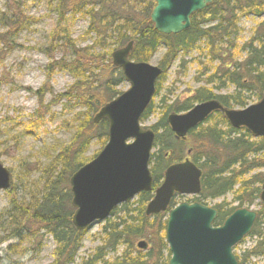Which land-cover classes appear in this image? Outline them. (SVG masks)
<instances>
[{
    "label": "trees",
    "instance_id": "obj_1",
    "mask_svg": "<svg viewBox=\"0 0 264 264\" xmlns=\"http://www.w3.org/2000/svg\"><path fill=\"white\" fill-rule=\"evenodd\" d=\"M53 1L59 19L49 33L45 48L51 60L48 68L64 70L74 81L64 92L54 93L44 85L35 93L40 105L50 93L53 95L51 104L64 99L83 110L75 115L77 124L69 143L57 146L49 161L38 167L37 180L32 187L29 175L34 169L28 163L22 165L23 176L12 172V185L7 190L9 204L0 214V264H25L19 255L29 249L41 250L45 235L52 236L56 243L50 264L75 261L86 229L78 230L72 222L75 209L71 202L70 177L96 155H88L93 141L104 146L108 140V121L102 119L95 123L94 115L122 92L120 86L125 76L113 65L112 52L130 41H134L130 58L135 61H150L164 49L158 64L163 72L156 83V94L166 70L175 62L179 68L186 67L185 58L192 52L198 53V64L203 65L199 73L206 76L205 85L184 97L163 101L164 115L150 127L156 134L150 161L153 189L112 211L103 222L101 244L83 264H169L168 211L147 215L145 208L161 184L166 168L182 161L188 150L202 169L201 192L188 201L207 204V200L233 193L238 202L236 207L226 201L215 204L218 211L215 225H221L243 205L262 207L250 233L261 239L245 254H236L239 264H253V256L264 255L260 224L264 209V202L260 201L264 173H253L264 167V138H255L245 127L233 128L225 115L216 111L191 129L185 140L177 139L166 117L170 112H184L196 103L213 98L230 108L233 104L245 107L264 98V0H213L204 9L193 12L190 26L176 34H164L155 29L151 20L155 0ZM20 8L9 10L10 15H0L6 28L0 36L4 41L14 43L17 34L33 20ZM78 15L88 18L81 38H90L89 43H78L73 37V22ZM241 16H251L257 21L250 38L239 45L244 30L240 25ZM57 50L65 52L66 57L55 58ZM203 57L207 58L205 63L201 62ZM230 88H233L232 93L215 92ZM153 103L154 100L142 121L152 112ZM37 113L39 115L40 111ZM15 177H19L22 189L17 186ZM180 197L183 195L176 194L170 207L178 204ZM140 239L148 242L147 250L138 248ZM120 246H124V250L115 260L108 261L107 252H117Z\"/></svg>",
    "mask_w": 264,
    "mask_h": 264
},
{
    "label": "water",
    "instance_id": "obj_2",
    "mask_svg": "<svg viewBox=\"0 0 264 264\" xmlns=\"http://www.w3.org/2000/svg\"><path fill=\"white\" fill-rule=\"evenodd\" d=\"M213 0H155L151 13L155 29L176 34L191 24L193 12ZM134 41L112 52L113 65L122 69L129 88L105 103L94 115V122L108 121V141L90 161L70 177L72 222L78 230L105 221L112 211L142 192L153 189L150 168L156 134L142 125L156 83L163 70L159 65L130 58ZM221 111L233 128L245 127L255 137L264 138V98L243 108L225 107L218 99L200 102L184 113L171 112L166 120L180 139L204 122L211 113ZM202 170L189 157L169 165L162 183L146 205L147 215L166 211L175 194L201 192ZM12 172L0 161V192L8 190ZM260 198L264 201V181ZM218 212L200 202L183 201L169 210L166 241L171 252L169 264H239L234 247L251 232L257 211L237 208L217 226ZM140 248H146L142 240Z\"/></svg>",
    "mask_w": 264,
    "mask_h": 264
},
{
    "label": "rangeland",
    "instance_id": "obj_3",
    "mask_svg": "<svg viewBox=\"0 0 264 264\" xmlns=\"http://www.w3.org/2000/svg\"><path fill=\"white\" fill-rule=\"evenodd\" d=\"M18 2L22 3L23 7ZM54 2L53 0H0V15L2 13L10 15L12 11L9 10L21 7L24 14L33 19L27 28L17 34L13 40L14 43L10 42L11 40L4 41L0 38V161L12 170L13 175L19 177L23 176V163H28L34 169L29 175L31 176L29 186L37 180L38 167L49 161L56 147L69 143L77 124L75 115L81 109L80 106L74 105L72 102L68 104L64 99L51 104L53 95L50 93L45 95V101L40 105L39 97L35 93L44 85L50 87L54 93L64 92L74 81L66 71L61 69L51 71L52 68H48L51 60L45 52V48L49 43V33L54 29L55 23L59 19L56 2ZM67 15L69 16V13ZM256 21L257 19L251 16H241L240 25L244 30L238 41L239 45L250 38ZM87 26L88 18L81 15L76 16L72 32L78 43L85 44L91 41L90 38L84 40L81 38ZM5 30L6 28L0 21V36ZM163 53L164 49L161 48L149 62L158 65ZM54 55L55 58H61L65 52L57 50ZM200 59L202 63L207 61L206 57ZM185 60H187L186 67L179 68L178 62H175L166 70L160 81V89L153 99L152 112L142 121L144 127L150 128L164 115V100L184 97L195 88L205 85L206 76L199 73L203 65L198 64V53H190ZM128 88L129 83L125 80L120 89L123 92ZM215 92L232 93L233 88L215 90ZM49 103L50 105L45 107ZM232 108L242 107L233 104ZM37 111H40L39 115ZM102 147L93 141L88 155L97 154ZM254 172L264 173V167L255 169ZM19 177H15V182L22 189L23 185L19 184ZM192 197L191 195L180 197L178 202L191 200ZM9 198L10 195L7 191L0 192V214L7 208ZM223 201L228 202L230 206H238L233 193H228L215 200H207L206 203L208 206H214ZM242 207L262 210V207L257 204L243 205ZM260 224L264 235V209ZM102 226L103 222L86 230L83 245L75 261L71 264H83V260L95 252L96 247L101 244ZM260 239L261 236L248 234L235 247V253L245 254ZM140 240H144L148 244L146 239ZM8 242L4 243L3 247ZM55 246L53 237L45 235L41 250L29 249L19 256L25 264H50ZM25 247L30 246L26 245ZM123 250L124 246H120L117 252H107L106 259L108 261L115 260ZM251 261L253 264H264V255L253 256Z\"/></svg>",
    "mask_w": 264,
    "mask_h": 264
}]
</instances>
